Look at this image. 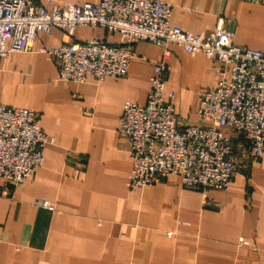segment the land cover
<instances>
[{"label": "crops", "instance_id": "1", "mask_svg": "<svg viewBox=\"0 0 264 264\" xmlns=\"http://www.w3.org/2000/svg\"><path fill=\"white\" fill-rule=\"evenodd\" d=\"M39 0L47 11L58 3ZM170 25L192 34L217 27L247 49H264V3L242 0H163ZM187 9H195L187 11ZM99 37L118 43L102 28H77L74 39ZM70 43L59 29L36 37L33 50L0 62V104L37 115L53 140L39 169L16 187L0 179V264H264V156L238 171L224 191L185 189L178 176L129 192L131 160L116 132L123 104L143 106L154 65L163 50L134 46L135 59L122 78L84 83L58 80L40 48ZM166 92L175 113L196 122L200 95L216 85L218 65L203 54L171 46ZM49 201L53 211L36 206Z\"/></svg>", "mask_w": 264, "mask_h": 264}, {"label": "built area", "instance_id": "2", "mask_svg": "<svg viewBox=\"0 0 264 264\" xmlns=\"http://www.w3.org/2000/svg\"><path fill=\"white\" fill-rule=\"evenodd\" d=\"M38 1L0 0V62L14 53L31 52L36 37L54 29L64 31L70 43L38 51L54 63L58 80L66 82L125 77L139 42L163 50L153 67L146 103L126 101L117 123V135L126 142L131 160L125 185L129 192L169 176H178L185 189L224 191L238 171L264 156V49L236 45L221 27L208 34L172 27V6L163 0L58 3L51 11ZM82 27L117 33L120 40L77 41L75 30ZM171 46L190 55L203 54L218 65L216 85L200 95L192 124L179 119L174 94L165 91ZM51 144L34 112L0 104V179L7 186H19L31 177ZM7 194V189H0V195ZM35 204L54 210L49 201Z\"/></svg>", "mask_w": 264, "mask_h": 264}]
</instances>
